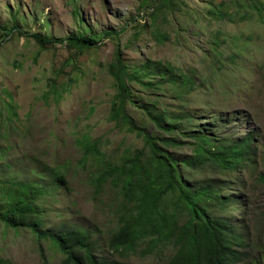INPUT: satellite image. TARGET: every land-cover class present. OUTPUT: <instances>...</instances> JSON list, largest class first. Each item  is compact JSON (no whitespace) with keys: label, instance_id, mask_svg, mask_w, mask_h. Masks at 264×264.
Returning <instances> with one entry per match:
<instances>
[{"label":"rangeland","instance_id":"1","mask_svg":"<svg viewBox=\"0 0 264 264\" xmlns=\"http://www.w3.org/2000/svg\"><path fill=\"white\" fill-rule=\"evenodd\" d=\"M259 2L264 5V0H0V193L5 183L42 186L47 193L37 208L47 229L69 225L87 231L101 258L166 264V254L124 255L107 246L116 227V195L97 179L145 145L126 123L112 119L120 87L111 67L121 49L133 77L128 113L138 126L157 130L142 109L148 105L158 113L195 116V123H206L222 138L255 134L256 154L235 175L211 167L184 171L192 185L214 178L229 183L228 212L248 245L241 264L264 261V12L253 6ZM106 31L123 32L85 50L43 41ZM186 76L195 78L196 89L171 82ZM150 82L164 85L151 88ZM96 143L98 153L90 148ZM172 151L186 158L192 147ZM56 172L66 177L67 187L56 189ZM42 253L50 264L64 260L33 231L0 221V260L42 264Z\"/></svg>","mask_w":264,"mask_h":264},{"label":"trees","instance_id":"2","mask_svg":"<svg viewBox=\"0 0 264 264\" xmlns=\"http://www.w3.org/2000/svg\"><path fill=\"white\" fill-rule=\"evenodd\" d=\"M253 6L264 12L261 2ZM123 31L43 41L85 50L99 47L107 38H120ZM1 47L0 44V50ZM111 70L120 87L112 119L118 124L126 123L131 132L144 138L145 145L97 179L101 184H110L116 195L113 207L116 227L110 234L108 249L124 255L140 251L144 257L166 254V264H241L248 255L245 251L248 245L238 220L228 212L232 198L227 193L229 183L214 178L192 185L187 182L184 170L200 172L211 167L224 175H235L256 154L255 134L248 133L239 140L222 138L213 129L209 131L206 123H195V116L158 113L154 106L147 105L142 109L159 131L150 133L128 113V103L132 101L129 81L133 77L121 49ZM174 81L178 87L190 91L197 86L192 76L171 82ZM162 85L150 82L147 86ZM184 146L192 147L191 156L176 157L172 150ZM90 148L98 153L99 144ZM55 176L56 189L68 186L64 175L56 172ZM4 188L0 193L3 198L0 221L17 231H33L39 242H48L52 249L64 255L62 264H133L99 257L87 231L69 225L47 229L37 208L46 196L44 187L12 182L5 183ZM0 264L9 263L0 260ZM42 264H50L45 253Z\"/></svg>","mask_w":264,"mask_h":264}]
</instances>
